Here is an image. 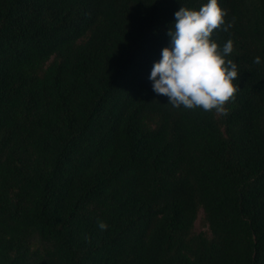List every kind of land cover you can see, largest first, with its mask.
<instances>
[{"label":"trees","instance_id":"16d2710c","mask_svg":"<svg viewBox=\"0 0 264 264\" xmlns=\"http://www.w3.org/2000/svg\"><path fill=\"white\" fill-rule=\"evenodd\" d=\"M205 3L0 0V264H264V0H218L226 116L149 79Z\"/></svg>","mask_w":264,"mask_h":264},{"label":"clouds","instance_id":"9594fccd","mask_svg":"<svg viewBox=\"0 0 264 264\" xmlns=\"http://www.w3.org/2000/svg\"><path fill=\"white\" fill-rule=\"evenodd\" d=\"M227 9L218 0H207L198 10L182 6L174 14V23L167 35L170 46L161 51L154 62L149 79L157 95L168 98L174 108L201 109L226 116L227 104L234 102L239 86L237 64L228 59L234 44L228 39L221 48L212 39L214 30L225 32L233 26L235 18L226 22ZM260 64V57L253 61ZM101 230L107 224L98 220Z\"/></svg>","mask_w":264,"mask_h":264},{"label":"rangeland","instance_id":"374dc122","mask_svg":"<svg viewBox=\"0 0 264 264\" xmlns=\"http://www.w3.org/2000/svg\"><path fill=\"white\" fill-rule=\"evenodd\" d=\"M200 215H201V213H199V217H200ZM195 229H196L197 231L205 230V227L202 226L200 220H196V222H195Z\"/></svg>","mask_w":264,"mask_h":264}]
</instances>
